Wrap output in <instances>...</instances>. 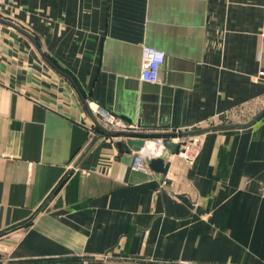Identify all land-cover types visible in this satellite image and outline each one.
Masks as SVG:
<instances>
[{
	"label": "crops",
	"instance_id": "obj_1",
	"mask_svg": "<svg viewBox=\"0 0 264 264\" xmlns=\"http://www.w3.org/2000/svg\"><path fill=\"white\" fill-rule=\"evenodd\" d=\"M0 17L38 44L0 23V264H264V0H0ZM143 46L165 54L156 101L132 95ZM95 106L135 140L191 128L200 153L134 172Z\"/></svg>",
	"mask_w": 264,
	"mask_h": 264
},
{
	"label": "built area",
	"instance_id": "obj_2",
	"mask_svg": "<svg viewBox=\"0 0 264 264\" xmlns=\"http://www.w3.org/2000/svg\"><path fill=\"white\" fill-rule=\"evenodd\" d=\"M7 2L11 4L12 0H7ZM164 59V52L151 47L143 46L141 49L140 81L150 84L158 83L159 70L164 63ZM262 75L263 72L259 71V76ZM92 112L94 116H96V118L99 119L111 132L124 134L136 133L139 128L136 124L123 121L106 108L95 106L92 109ZM92 136H94V133L90 132V137ZM118 136L126 137L127 135ZM202 140V135L199 133H193L191 128L175 129L167 136L144 139L143 146L133 153L131 170L142 174H149L150 170L148 169L145 160L159 157L165 150L164 143L166 141L177 145V150L174 154L170 155L169 161L173 158H177L185 162L187 165H191L200 153L203 143ZM262 195L264 196V186Z\"/></svg>",
	"mask_w": 264,
	"mask_h": 264
},
{
	"label": "water",
	"instance_id": "obj_3",
	"mask_svg": "<svg viewBox=\"0 0 264 264\" xmlns=\"http://www.w3.org/2000/svg\"><path fill=\"white\" fill-rule=\"evenodd\" d=\"M0 23L5 25V26H8L12 30L17 31L18 33H20L21 35H23L24 37L29 39L30 42L38 50V44H37L35 37L31 33H29L27 30L23 29L22 27L15 25L14 23H12V22H10V21L6 20L5 18H2V17H0ZM40 55L57 72H59L60 74L65 76L74 85V87L77 88V86H76L74 80L71 78V76H69L64 71H62V69H60L58 66H56L43 53L40 52ZM130 84H131V90L133 92L132 95H133V97H135V99L138 98L137 97L138 92L141 94V97H144L147 99L151 98V99H154V101H156L157 97L160 96L161 98H163L165 96H168L170 93V90L168 88H166V86H165V84H166L165 74H163V76H162L161 84H157V83L156 84H150V83H146V82H141V86L139 88H137V85L135 82H130ZM76 90L79 93V95L81 96V98L83 99V96H82L81 92L78 90V88ZM129 119H131L132 121L134 120L133 117H129ZM108 135L109 136L127 135V136L131 137V138H129V140L126 141V144L131 149H133L134 151L139 150L143 146V143H144V141L142 139H138V140L133 139L134 137H143L144 136L143 134H139V133L124 134V133L111 132ZM120 145H121V143H118V146H120ZM164 148H165V150L162 152V154L159 157L145 160L148 169L150 171L156 173V174H162V175L166 174L167 169H168L169 164H170L169 157L171 154L175 153V151H176L175 149L177 148V145L165 142Z\"/></svg>",
	"mask_w": 264,
	"mask_h": 264
},
{
	"label": "rangeland",
	"instance_id": "obj_4",
	"mask_svg": "<svg viewBox=\"0 0 264 264\" xmlns=\"http://www.w3.org/2000/svg\"><path fill=\"white\" fill-rule=\"evenodd\" d=\"M2 234L0 235V236H2V235H4L5 234V232H1Z\"/></svg>",
	"mask_w": 264,
	"mask_h": 264
}]
</instances>
